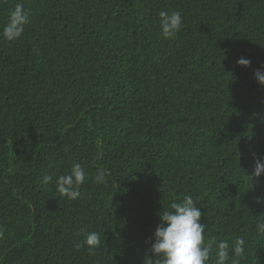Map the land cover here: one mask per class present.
I'll return each mask as SVG.
<instances>
[{"label":"trees","instance_id":"1","mask_svg":"<svg viewBox=\"0 0 264 264\" xmlns=\"http://www.w3.org/2000/svg\"><path fill=\"white\" fill-rule=\"evenodd\" d=\"M17 3L31 15L0 38V264H144L187 195L205 243L243 237L240 264H264V0H0V31ZM161 11L182 14L174 39ZM75 163L73 201L56 180Z\"/></svg>","mask_w":264,"mask_h":264},{"label":"clouds","instance_id":"2","mask_svg":"<svg viewBox=\"0 0 264 264\" xmlns=\"http://www.w3.org/2000/svg\"><path fill=\"white\" fill-rule=\"evenodd\" d=\"M30 11L17 3L10 12L7 23L0 31V38L13 42L19 39L25 32V26L30 23ZM159 26L164 39H174L182 27V14L179 11L171 13L167 11L159 12ZM251 61L241 57L237 60V66L247 68ZM257 82L264 86V72L257 70L255 73ZM84 167L80 163H75L67 174L60 175L56 180V190L61 197L69 200H77L81 196L80 187L86 178ZM253 175L259 178L264 175V161L256 160ZM51 176H45L43 183H50ZM105 182L104 172L97 171L94 183L103 184ZM201 208L191 195L184 196L179 202H174L170 208L164 209L159 214L158 224L151 244V257H147L144 264H208L210 255L215 254V264H240L245 251V240L238 237L229 243L228 240L217 242L215 238L205 243V230L207 225L201 222ZM258 234H264V222L257 223ZM3 233L0 232V236ZM83 244L90 252L101 244L100 234L92 231L88 232ZM80 245H77L79 250Z\"/></svg>","mask_w":264,"mask_h":264}]
</instances>
